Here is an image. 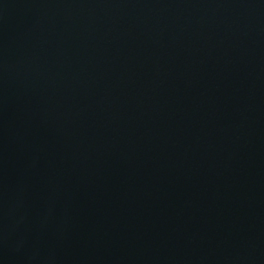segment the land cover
Wrapping results in <instances>:
<instances>
[{"label":"water","instance_id":"water-1","mask_svg":"<svg viewBox=\"0 0 264 264\" xmlns=\"http://www.w3.org/2000/svg\"><path fill=\"white\" fill-rule=\"evenodd\" d=\"M0 264H264V0H0Z\"/></svg>","mask_w":264,"mask_h":264}]
</instances>
